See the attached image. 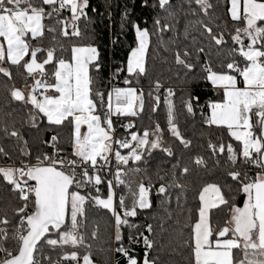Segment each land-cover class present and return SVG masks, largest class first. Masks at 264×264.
Returning a JSON list of instances; mask_svg holds the SVG:
<instances>
[{"label":"snow or ice","instance_id":"obj_1","mask_svg":"<svg viewBox=\"0 0 264 264\" xmlns=\"http://www.w3.org/2000/svg\"><path fill=\"white\" fill-rule=\"evenodd\" d=\"M89 2L0 0V74L12 79L13 72L4 65L15 66L24 81L23 88L11 89L12 98L32 106L34 127L37 118L42 117L49 125L71 128L69 148L61 146L58 134L53 135L50 141H41L51 152L37 154L35 164L21 161L19 166H0V180L11 186L10 191L17 194L21 202L13 209L18 217L15 224L6 213L0 216V264H44L45 260L48 264L63 261L94 264L92 246L85 244L81 231L86 227L89 206L110 214L113 222L110 239L116 247L109 250L119 254L124 264H164L161 252L166 245L155 238L153 224L141 230L134 222L139 211L153 206L150 178L147 184L143 180L126 179L129 172L140 173L142 169L126 170L119 165L126 166L130 161L147 163L146 154L151 156L154 150L169 157L176 153L171 145H166L165 130L158 122H154V127L132 131L136 124L130 120L121 124L128 135L116 138L113 119L139 117L145 111L144 90L135 85L148 74L152 33L147 27L132 23L135 46L130 49L126 65L117 68L113 77L126 72L123 83L127 87L102 91L103 65L98 47L93 43H73L65 47L60 40V37L65 40L75 37L81 41L87 38L80 22L90 23ZM144 4L147 5V0ZM224 4L230 5L227 15L233 22L231 25L215 24L210 13ZM185 6L186 14L203 13L208 23L198 19L185 24L186 38L190 28L200 25L202 42L198 43L193 37L195 52L189 47H178L173 53L174 63L186 70L185 75L191 73L193 78L203 79L217 91L219 98L207 105L210 111L204 122L225 128L228 136L237 142L234 146L221 139L218 144L211 141L208 144L213 157L226 156L224 162L231 169L227 176L235 182L236 188L231 197L223 191L225 186L232 191L231 185L210 183L199 191L195 214L189 210L183 225L189 229L182 245V251L186 249L188 253L184 257L185 264H264V0H217L216 4L210 0H182L181 10ZM152 7H158L169 17L175 16L171 0H156ZM65 12L70 15L65 16ZM127 19L126 13L122 20ZM215 19L221 16L216 15ZM154 24L158 31L170 27L161 26L159 18ZM123 28L122 22V33ZM46 33L51 34L48 44L44 43ZM226 34L229 39H225ZM118 42L119 37L112 40L113 45ZM224 46H227L226 59L200 62V54L206 53V49L209 55L215 49L219 56ZM64 53H69V57L65 58ZM29 79L33 81L31 84ZM162 87L156 80L153 90L147 94L153 101L152 112L160 108L158 93ZM165 91L167 131L179 145L189 148L191 141L184 137L176 123L172 100L175 91L172 88ZM198 100L199 97L189 93L184 101L189 114L194 115L193 101ZM3 131L22 139L15 130L9 132L5 128ZM120 149H127V154H122ZM22 154L31 155L27 151ZM0 157L11 158L3 147H0ZM113 160L117 165L114 172ZM193 163L207 167V161L200 156ZM220 164L221 160L216 159L215 165ZM249 166L258 171L251 174ZM173 167H180V162ZM190 171L188 166L182 167V174ZM102 185L106 186V196L101 195ZM169 187L183 189L185 186L160 184L156 191L166 197L165 203ZM123 189H127V195ZM236 194L245 197L242 207L235 204ZM225 208L228 216L221 224L213 210ZM168 219H171L170 213ZM158 228L161 232L167 231L163 222ZM53 234L56 238H52ZM91 237L97 238V232L93 231ZM45 246L61 249L60 258L53 261L51 256H44ZM65 246L72 249L83 246L89 251L81 256L76 250L64 251ZM138 247L142 254L137 251Z\"/></svg>","mask_w":264,"mask_h":264},{"label":"trees","instance_id":"obj_2","mask_svg":"<svg viewBox=\"0 0 264 264\" xmlns=\"http://www.w3.org/2000/svg\"><path fill=\"white\" fill-rule=\"evenodd\" d=\"M211 3L216 4L217 0H210ZM156 0H147V5L144 0H90L89 8L87 9L90 23L81 21V29L85 31L86 39L78 40L75 37L65 40L60 37V40L65 44V47H70L73 43H93L100 52L101 63L103 65L101 71L102 84L100 90H110L112 86L125 87L123 83L126 72L120 73L118 78L114 77V72L117 68L126 65L127 57L130 53L131 47L135 46L134 30L132 23L139 24L141 27H147L152 33L151 45L148 52V74L141 77L140 83L135 85L142 88L145 93V111L139 117L119 118L113 117L114 127L116 128V138H124L128 134L125 132L121 124H125L130 120L135 122L136 128L132 131H141L150 125L154 127V122H158L161 128L165 130L164 139L166 145H171L173 151L176 153L174 157H169L160 150H154L151 156H147V163L132 162L128 165H119L126 170L132 168H141L140 173L129 172L126 179L133 181L143 180L150 181L153 185L151 199L152 208L139 211L134 222L141 226V230L147 224H153L155 229V238L160 243L165 244L166 248L161 252V257L164 264H185L184 257L187 256V250L182 251L183 241L187 239L189 229L184 228L183 225L187 222L189 210L195 214V208L198 206V194L203 186L210 183H218L222 186L231 185L232 191L228 187H223V191L228 197L235 193L236 184L227 176L230 166L224 161L226 156L213 157L208 144L211 141L214 144L220 143L221 139L225 142H231L234 146L237 142L228 136L225 128H218L215 125L209 126L205 121V117L209 114L207 105L211 101L219 98L217 91L203 79L193 78L192 74L185 75L186 70L174 63V51L179 48L189 47L195 52L193 47V37H196L198 43L202 42L200 36L199 24L190 28V34L185 37L184 26L189 21H196L203 19L208 23V18L199 13L198 16L186 14L188 12L187 6L181 10L180 5L182 0H171L173 4L174 17H169L167 13L160 10L158 7H152ZM230 5L224 4L219 9L210 10L215 24L223 26L225 22L231 25L229 16L227 15V7ZM193 7H196L193 5ZM95 9V11H93ZM127 13V20H122ZM65 16L70 14L65 12ZM220 15L221 19L216 20L215 16ZM159 18L161 26L169 25V29L165 31H158L154 24L155 19ZM124 23L123 33L121 32V24ZM46 24L52 23L45 21ZM119 37V42L116 45L112 44V40ZM225 39H229L226 34ZM51 40V34L46 33L45 44ZM33 43H36L33 41ZM206 43V42H204ZM230 43V41H229ZM224 52L217 55L215 49L212 50L211 55L207 53L200 54V62L204 63L206 60L216 61L217 59H226L225 53L227 46H224ZM69 53H64L65 58L69 57ZM239 59V57H237ZM10 71L13 72V78L0 74V147H3L11 157H0V166H19L20 162L36 163V155L40 152H51V149L41 141H50L51 136L59 135L61 146L69 148L68 141L71 138V128L61 127L47 124L46 118L38 117L36 121L37 126H33L31 114L35 111L31 105H25L22 102L15 101L11 96V89L13 87H24V81L19 77L15 66L5 64ZM159 80L163 87L159 90L161 97L160 108L156 112L151 111L153 101L147 95L149 91L154 88V82ZM33 81L28 80L31 84ZM172 88L175 91V96L172 97L175 106L176 123L179 126L184 137L191 141L189 148H183L167 131V109L164 104V97L166 95L165 89ZM189 93L192 96L199 97L198 101H193L194 115L189 114L184 107V101L188 99ZM157 94V93H154ZM5 128L9 132L17 131L21 138L11 137L3 131ZM26 142V143H25ZM23 151L31 153L30 156L23 155ZM122 152H128L123 149ZM63 155V153H62ZM203 157L207 161V167L196 166L193 161L196 157ZM220 159V166L215 165V160ZM115 161V160H114ZM180 162V167L174 168L173 165ZM188 166L191 171L188 174H182V167ZM251 174H255L258 169L249 166ZM164 179L160 180L159 177ZM174 183L183 184V189L176 187H169L167 200L165 203V196L159 195L156 191L160 184L166 186ZM11 186L0 180V216L7 214L8 218L13 224L17 222L18 217L15 216L14 208L20 206L21 202L16 198L17 194L10 191ZM123 188V186H121ZM135 188V184H133ZM121 189H117L120 191ZM106 186H101V195L106 196ZM123 193L127 195V189H123ZM179 197V201L177 200ZM245 197L243 194L235 195V204L243 206ZM216 213V219L223 223V220L228 216V209L223 211L213 210ZM169 213L171 219H168ZM164 223L167 231L161 232L158 228L160 223ZM112 219L106 210L88 207V215L86 220V227L81 229L85 235V244L91 245L92 260L94 264H124V260L119 254L110 251L115 248L116 244L110 239L112 229ZM97 232V238L93 239L91 233ZM127 230L125 229V232ZM147 235V233H145ZM52 238H56L55 234ZM176 251L173 252L172 249ZM78 251L81 256L86 254L89 249L87 247H80L72 249L65 246L64 251ZM137 251L142 250L138 247ZM62 254L61 249H51L45 246L43 255L51 256L52 260H58ZM62 264H75L71 261H63ZM82 264V261H81Z\"/></svg>","mask_w":264,"mask_h":264},{"label":"built area","instance_id":"obj_3","mask_svg":"<svg viewBox=\"0 0 264 264\" xmlns=\"http://www.w3.org/2000/svg\"><path fill=\"white\" fill-rule=\"evenodd\" d=\"M112 87H115V86H112ZM127 123H128V122H127ZM125 124H126V123H125ZM121 150H123V149H120V151H121ZM116 167H117L116 162L113 160V162H112V171H113V172L115 171ZM145 183L147 184L148 182L145 181ZM54 261H56V260H54ZM44 264H48V261L45 260V261H44Z\"/></svg>","mask_w":264,"mask_h":264},{"label":"rangeland","instance_id":"obj_4","mask_svg":"<svg viewBox=\"0 0 264 264\" xmlns=\"http://www.w3.org/2000/svg\"><path fill=\"white\" fill-rule=\"evenodd\" d=\"M4 66L7 67L6 65H4ZM125 87H127V86H125ZM84 130H86V129H82V131H84ZM114 147H116V146L114 145ZM121 153H122V154H125V155L127 154V152H122V150H121ZM32 164H35V163H32ZM241 207H242V206H241Z\"/></svg>","mask_w":264,"mask_h":264},{"label":"crops","instance_id":"obj_5","mask_svg":"<svg viewBox=\"0 0 264 264\" xmlns=\"http://www.w3.org/2000/svg\"><path fill=\"white\" fill-rule=\"evenodd\" d=\"M242 86V85H241Z\"/></svg>","mask_w":264,"mask_h":264}]
</instances>
